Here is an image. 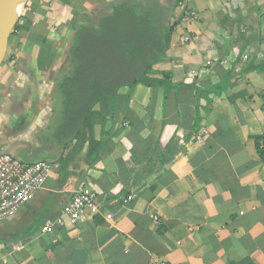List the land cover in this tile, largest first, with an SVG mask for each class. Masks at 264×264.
<instances>
[{
	"label": "crops",
	"instance_id": "0c3cea01",
	"mask_svg": "<svg viewBox=\"0 0 264 264\" xmlns=\"http://www.w3.org/2000/svg\"><path fill=\"white\" fill-rule=\"evenodd\" d=\"M113 1L23 4L0 65V155L54 168L0 223L32 230L0 243V264H264V0H181L149 75L165 89L100 101L96 158L85 144L62 169L75 142L54 140L59 62L74 24ZM80 190L95 208L73 221Z\"/></svg>",
	"mask_w": 264,
	"mask_h": 264
},
{
	"label": "trees",
	"instance_id": "16d2710c",
	"mask_svg": "<svg viewBox=\"0 0 264 264\" xmlns=\"http://www.w3.org/2000/svg\"><path fill=\"white\" fill-rule=\"evenodd\" d=\"M179 2L114 0L97 8L91 20L74 24L59 66L66 54L69 60L56 85L54 140L62 149L75 142L67 157L60 161L62 169L85 144L87 159L96 158L99 145L92 131L94 107L100 101L114 97L125 87L131 90L143 85L165 89L164 81L153 80L149 75L154 73V66L167 49ZM256 149L264 161V149L257 142ZM31 233L27 228H5L0 232V243L17 242Z\"/></svg>",
	"mask_w": 264,
	"mask_h": 264
},
{
	"label": "built area",
	"instance_id": "2783aa9c",
	"mask_svg": "<svg viewBox=\"0 0 264 264\" xmlns=\"http://www.w3.org/2000/svg\"><path fill=\"white\" fill-rule=\"evenodd\" d=\"M53 168L45 162H24L9 154L0 155V223L13 219L19 208L43 188ZM94 208L93 193L80 190L73 195L63 212L76 221ZM48 230L47 224L41 228L42 233Z\"/></svg>",
	"mask_w": 264,
	"mask_h": 264
},
{
	"label": "water",
	"instance_id": "95a60500",
	"mask_svg": "<svg viewBox=\"0 0 264 264\" xmlns=\"http://www.w3.org/2000/svg\"><path fill=\"white\" fill-rule=\"evenodd\" d=\"M25 1L26 0H0V65L5 58L8 39L17 21L21 17ZM4 23L5 25H3ZM68 60L69 58L66 54L62 59V63H60L62 72Z\"/></svg>",
	"mask_w": 264,
	"mask_h": 264
},
{
	"label": "rangeland",
	"instance_id": "374dc122",
	"mask_svg": "<svg viewBox=\"0 0 264 264\" xmlns=\"http://www.w3.org/2000/svg\"><path fill=\"white\" fill-rule=\"evenodd\" d=\"M92 19V17H90L88 20H91Z\"/></svg>",
	"mask_w": 264,
	"mask_h": 264
},
{
	"label": "bare ground",
	"instance_id": "6f19581e",
	"mask_svg": "<svg viewBox=\"0 0 264 264\" xmlns=\"http://www.w3.org/2000/svg\"><path fill=\"white\" fill-rule=\"evenodd\" d=\"M3 25H5V23Z\"/></svg>",
	"mask_w": 264,
	"mask_h": 264
}]
</instances>
